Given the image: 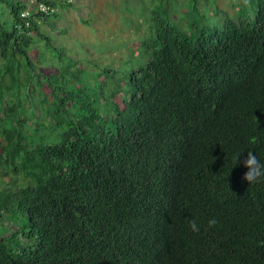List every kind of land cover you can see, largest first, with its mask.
<instances>
[{
    "label": "trees",
    "instance_id": "obj_1",
    "mask_svg": "<svg viewBox=\"0 0 264 264\" xmlns=\"http://www.w3.org/2000/svg\"><path fill=\"white\" fill-rule=\"evenodd\" d=\"M0 2V177L15 187H0V264H264V0L203 38L156 18L122 118L95 136L97 108L72 114L63 88L48 115L21 112L39 22L31 0Z\"/></svg>",
    "mask_w": 264,
    "mask_h": 264
},
{
    "label": "rangeland",
    "instance_id": "obj_2",
    "mask_svg": "<svg viewBox=\"0 0 264 264\" xmlns=\"http://www.w3.org/2000/svg\"><path fill=\"white\" fill-rule=\"evenodd\" d=\"M55 13L39 23L30 55L41 76L32 78L35 91L21 98V112L32 122L36 110L46 108L43 84L68 95L72 114L92 102L98 118L106 123L117 109L112 99L124 107L131 92L129 73L146 62V48L155 43L161 30L155 19L167 17L168 26L194 37L216 35L230 18L235 22L254 17L257 0H50ZM0 19L13 24L7 3L0 2ZM221 33V32H220ZM44 35V36H43ZM41 63V64H40ZM49 71V72H47ZM51 94L52 89L45 87ZM107 124V123H106ZM12 171L0 177V187L8 185ZM3 178L4 180H2ZM4 181L6 184H4Z\"/></svg>",
    "mask_w": 264,
    "mask_h": 264
},
{
    "label": "clouds",
    "instance_id": "obj_3",
    "mask_svg": "<svg viewBox=\"0 0 264 264\" xmlns=\"http://www.w3.org/2000/svg\"><path fill=\"white\" fill-rule=\"evenodd\" d=\"M42 1H45L46 3H48L51 7L54 8V10H52L51 12H48V13H39V12H34V11L31 12V16L29 15L30 16L29 17V25L31 23V19L37 20L39 23H41L43 21V19L41 20L38 17V14H41V15L43 14V15H47L48 16V15L53 14V13L56 12L57 8L54 5V3H52V2H50L48 0H42ZM69 1H73V0H69ZM34 58H35V55H34ZM45 87H49V89H52L51 94H49L46 91ZM51 87L52 86L49 85V84H43V89H44L45 93L48 95V97L50 99L49 103H47V105H46V108H50L51 107L52 100H55L56 97L58 96V93H59L56 89L55 90L53 89L54 87L53 88H51ZM122 94L123 93H120L117 96H121ZM130 94H131V92H130ZM130 94L129 95H124L125 96V105H124V107H120V105L117 103V101L115 103V106L118 105L120 110H122L123 108L125 109L126 108V103H127V100L129 99ZM46 108L43 109L45 112H46ZM40 114H41V110H40ZM46 114H47V112H46ZM134 116H135V112L134 111H130L129 113H124V121L129 119V118H133ZM117 117L122 118V114L121 113L118 114V115L115 114V116L112 117L111 119H107L106 120L107 124L103 123L99 118H98V120L95 118L96 121L93 122V123H89L88 126L85 128V130L87 131L88 134H90V136L101 135L103 133V131H105L107 129V127L110 126L111 123H115V120H116ZM48 118L50 119V121H53L51 117L48 116ZM80 121H84V120H80ZM31 124L34 125L32 122H31ZM42 130H44V129H42ZM85 136H87V135H85ZM11 188H15V187L11 186Z\"/></svg>",
    "mask_w": 264,
    "mask_h": 264
},
{
    "label": "built area",
    "instance_id": "obj_4",
    "mask_svg": "<svg viewBox=\"0 0 264 264\" xmlns=\"http://www.w3.org/2000/svg\"><path fill=\"white\" fill-rule=\"evenodd\" d=\"M31 9H33L34 12H39V13H48L54 10L53 7H51L48 3L42 0H31ZM23 15L30 17L31 15L30 11H26L23 13ZM29 25V21H28Z\"/></svg>",
    "mask_w": 264,
    "mask_h": 264
}]
</instances>
